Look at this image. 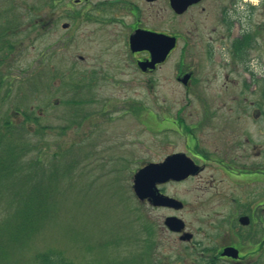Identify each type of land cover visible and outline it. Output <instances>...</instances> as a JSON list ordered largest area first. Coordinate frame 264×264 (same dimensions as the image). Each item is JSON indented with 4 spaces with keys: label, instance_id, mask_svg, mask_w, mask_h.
<instances>
[{
    "label": "rangeland",
    "instance_id": "1",
    "mask_svg": "<svg viewBox=\"0 0 264 264\" xmlns=\"http://www.w3.org/2000/svg\"><path fill=\"white\" fill-rule=\"evenodd\" d=\"M33 2L0 0V264H174L175 255L194 250L165 230L168 211L135 197L132 178L143 163L183 148L185 139L151 121L184 129L179 112L185 123L210 116L204 138L239 125L241 165L259 162L253 145L260 143L255 108L264 109V36L251 34L232 56L228 34L235 25L222 20L217 4L205 3L196 24L182 25L189 45L171 56L190 66L181 68L193 72L188 87L169 63L149 75L118 65L115 79L91 82L85 70L125 54L105 49L97 34L35 33ZM109 95L117 99L113 111L100 114ZM147 119L149 130L141 124ZM226 147L231 160L237 149ZM236 182L210 163L200 176L167 185V193L192 205L195 242L226 243L234 201L253 202Z\"/></svg>",
    "mask_w": 264,
    "mask_h": 264
},
{
    "label": "flooded vegetation",
    "instance_id": "2",
    "mask_svg": "<svg viewBox=\"0 0 264 264\" xmlns=\"http://www.w3.org/2000/svg\"><path fill=\"white\" fill-rule=\"evenodd\" d=\"M205 3L207 5L211 3L212 8H214L213 3L217 4L218 14L222 20L232 28L235 25L236 32L232 31L228 34L230 40L228 51H231L232 56H235L236 51L238 54L241 53V49L247 46L245 42L251 39V34L257 41L261 40L260 36H264V0H222L221 2L218 0H34L29 13L32 19L36 20L33 28L35 33L58 32L61 29L69 37L84 33L93 37L97 34L108 51H116L117 47L120 48L125 58L122 55L118 62L105 60L107 63L104 65L83 72V77L86 76L91 82H96L100 77L107 80L115 79V68L118 65L127 69L135 68L141 75H149L169 63L172 67L180 69L175 79L188 87L194 80L193 72L181 71V68L190 66L180 59L171 62V56L180 44L189 45L182 31V25L186 23V19L197 21V14L206 10ZM159 36L173 38L175 46L162 62L153 63L147 41L150 37ZM195 40L194 38L193 41ZM117 52L118 50L115 53ZM107 68H112V74ZM106 100L107 108L99 109L100 114L112 112L111 101L117 99L109 95ZM255 110L257 140L260 143L257 142L258 144L253 145V148L257 149L254 153L257 152L255 157H258L259 162L254 163L251 168L241 165L239 125L237 128L233 126L229 132H226L223 125H219L221 126L218 128L219 131L215 130L210 138H204L200 135L201 127L209 124V120L212 121L210 116L204 115L199 123H185L179 112L177 116L184 129L171 121L161 124L154 118L153 121L150 120L156 124L154 126L159 131L175 127L174 131L185 140L180 150L166 153L158 161L143 163L141 167L149 163H160L168 156L180 154L188 159L189 167L193 171L179 181L168 180L155 186L157 194L176 200V207L175 205L155 206L153 200L149 198L142 201L168 211L163 217V227L174 233L185 248L194 250L175 255L174 264H264V109L259 104ZM97 111L93 113L96 114ZM82 119L83 122L87 121L85 116ZM141 124L147 130L150 129L149 119L141 121ZM219 138L224 142H219ZM229 144H232L238 152L231 160L226 159L229 149L226 146ZM209 145L213 146V151L209 150ZM210 163L215 166L219 174L229 180L237 181L234 184H240L241 188L249 192L253 201L250 205H247L246 201L242 204L234 201V206L238 210L232 214L230 220L229 217L227 219L226 243H215L212 246L211 243L201 245V242L197 243L193 240L195 231L189 228L188 219L192 217L188 209L192 205L187 204L188 201L183 197L171 195L166 190L167 185L183 184L191 178L200 176ZM168 218H176L175 229L172 230L166 225ZM161 264L173 263L165 261Z\"/></svg>",
    "mask_w": 264,
    "mask_h": 264
},
{
    "label": "water",
    "instance_id": "3",
    "mask_svg": "<svg viewBox=\"0 0 264 264\" xmlns=\"http://www.w3.org/2000/svg\"><path fill=\"white\" fill-rule=\"evenodd\" d=\"M147 43V48L152 54L153 63L162 62L175 46L174 39L165 36L150 37ZM189 165L190 163L185 156L173 154L163 162L149 163L140 168L133 176L132 189L136 198L140 201L146 198L152 199L155 206L173 207L177 201L157 194L155 186L168 180L179 181L184 179L193 172ZM175 224L176 218L166 220V225L172 230L176 228Z\"/></svg>",
    "mask_w": 264,
    "mask_h": 264
},
{
    "label": "trees",
    "instance_id": "4",
    "mask_svg": "<svg viewBox=\"0 0 264 264\" xmlns=\"http://www.w3.org/2000/svg\"><path fill=\"white\" fill-rule=\"evenodd\" d=\"M23 116H24V115H23ZM23 116H21V117L23 118ZM19 117H20V116H19ZM10 121H11V120H10ZM25 121H26V120H25ZM7 123H8L9 125L11 124L10 122H6V124H7ZM7 153H8V152H6L5 155H7ZM2 159H3V157H2ZM37 160H38V161L40 160V156L37 158ZM45 259H46V258H45ZM50 260H52V259H50ZM53 261H54V259H53ZM57 264H65V263L62 261V262L57 263Z\"/></svg>",
    "mask_w": 264,
    "mask_h": 264
}]
</instances>
